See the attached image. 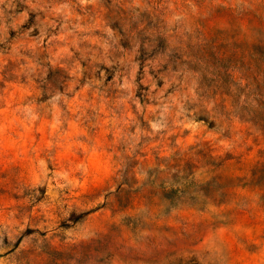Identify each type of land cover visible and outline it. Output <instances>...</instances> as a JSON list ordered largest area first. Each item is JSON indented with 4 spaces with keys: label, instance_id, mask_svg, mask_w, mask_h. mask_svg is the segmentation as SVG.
<instances>
[{
    "label": "rangeland",
    "instance_id": "obj_1",
    "mask_svg": "<svg viewBox=\"0 0 264 264\" xmlns=\"http://www.w3.org/2000/svg\"><path fill=\"white\" fill-rule=\"evenodd\" d=\"M0 264H264V0H0Z\"/></svg>",
    "mask_w": 264,
    "mask_h": 264
}]
</instances>
